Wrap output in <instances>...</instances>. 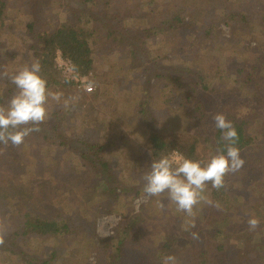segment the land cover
<instances>
[{"label":"trees","instance_id":"trees-1","mask_svg":"<svg viewBox=\"0 0 264 264\" xmlns=\"http://www.w3.org/2000/svg\"><path fill=\"white\" fill-rule=\"evenodd\" d=\"M89 1L95 4L102 3L104 8L109 9L110 7L112 9L110 11L107 9L102 11L98 7L97 12L94 10L97 15L94 12L89 14L85 9L84 11L83 9H77L75 14L67 13L63 20L53 23L48 22L45 17V12L50 2L48 0H0V21L4 22L3 24H5L6 10L10 2L17 3L18 8L20 7L24 14L28 16L25 22L24 34L26 40L24 43L28 47L27 50L31 49L33 51V59L29 61V64L36 60L40 62V75L46 79L48 89L51 92H61L64 98H72L79 95L72 88L71 82H61L60 75L54 68V58L57 51H60L65 58L70 60L73 69L80 76H84L89 75L91 72H96L93 53L98 50L97 47L101 46L99 44L100 41H105V44L109 46L106 49L112 52L120 50L116 49L117 46H125L121 52H117L115 66L123 67L127 60V64L133 70L135 68L141 69V71L137 69L138 74L133 71L134 75L130 78L134 81H138L142 77V73L147 72L144 73L143 80L140 79L139 85L142 84V88L146 84H151V78L157 77L164 78L162 81H166L165 84H167L169 79L166 77L170 76L171 88L175 86L182 87L181 91L174 94L175 101L177 100V103H179V101L183 100L189 102L191 106L193 102V114L199 120V125L195 132L178 133L166 132L167 129H163V127L156 130L152 122H148V119H146L149 127L146 129L147 133L144 136L143 146L147 155L146 165L144 164L147 172L150 171V165L153 160H158L162 155L169 156L172 150L178 151L183 157L207 162L204 144H202L201 140H206L204 143L208 142L206 144L210 145L216 154L224 151L226 144L222 139L223 134L221 130L215 127L213 116L217 114L216 107L225 105V102L231 101L233 98L237 99V105H239L234 107L237 114L244 104L255 112V117L248 120L242 117L238 119L236 115H233L234 113L222 112L227 120L233 123L238 133V140L235 146L242 149L250 145L251 138L246 133V126L250 123L264 126V119L260 117L262 111L257 107L262 100L264 101V4L260 6V18L258 20V25L261 28L259 31H255L253 29L255 25L252 27L251 18L247 17V14L241 11L235 12L232 9L226 10L227 0H222L223 5H225L224 11L221 12L222 9H219L218 15L215 14L217 18L211 19L216 20V23L210 26L205 25V16H208L211 7L208 3H199V7H193V11L189 17L186 16L184 18L179 13H176L159 24L149 23L147 25L142 21H139L137 24L129 23L131 14H134L137 8L136 5L139 6V3L136 1L126 0L130 4L126 7H120L121 5H119L118 9H114L111 5L112 0ZM140 14H144L143 11ZM85 16H87V19L83 20ZM221 21L229 26L232 35L238 34V39L239 35L242 37L245 34V37H242L235 43L242 44L247 39H254L257 47L259 45L262 46L258 54L252 57L248 56V61L244 58L245 61L249 62V65H246L247 68L243 64L235 63L236 58L234 59L231 56L226 58L225 63H222L223 65H220V62H218L219 56L224 55L228 49L232 50L229 48L231 45L228 44L230 41L227 38L222 37L220 39L221 34L218 24ZM126 23H128V26ZM118 31L121 34L118 35ZM258 32L260 33L259 35ZM169 33L174 42L163 41V45L159 46L158 53L165 51L173 52L174 56L176 55L175 58H177L178 65L174 66L172 70L170 69V75L158 72L154 73V70L161 65L159 62L160 56L151 55L148 46L145 45V41L157 34L164 35L163 38L169 40L171 38ZM99 35H101L100 39ZM210 41L211 46L209 45ZM214 41L218 42L219 45L215 46ZM212 42L214 43L213 45ZM204 46L207 47L206 50ZM199 50L207 51L208 53H203L199 56L195 55ZM211 55H215L214 57H216L217 61L214 60L212 62L218 63V65L212 67L214 63L211 62L207 65V63L202 62L203 58ZM219 67L220 72L217 75L221 76L220 86L217 85L215 87V85H211V87H208L204 85V76H208L212 68L216 73V69ZM103 77L96 73L94 81L97 84V92L103 90L104 87H101L103 82H108L106 80L103 81ZM229 82L232 85L229 86ZM248 87L250 89L253 87L254 91L244 94L246 89L249 90ZM204 91H207V99H203L205 96ZM237 93L239 94L235 98ZM12 94V88L8 86L4 87L0 91V105L7 102L12 97ZM209 94L213 95H210V97L216 101L214 102L215 105H211V107L208 106ZM144 104L143 102L142 112L145 116L148 113L145 112ZM185 106H187L186 103ZM56 108L49 112L50 118L40 125L41 131L32 133L26 137L24 143H27L26 141L28 140H35V137L42 139V142L54 140L63 149L78 153L80 157L88 162V167L75 170L76 173L74 170L71 173L52 170V174L51 171H45L42 178L37 177L35 179L33 174H27V176L21 169L22 165L27 166L26 161L24 162L21 156V152L19 153L21 145L13 147L9 144L5 148L3 144H0V235L4 236V243L0 245V251L8 250L11 253H18V256L22 257L28 264H49L54 254L51 252L48 256L42 257V254L34 251V249H32L31 253H26L24 241L38 240L42 244V240L48 239L47 237L58 239L60 236L73 232H76V234L82 232V225L84 223L76 218V214L79 211L76 208L77 206L74 205V201L71 204V200L67 198L69 203L61 205L62 209H58L56 205H53V202L55 203L54 195L59 184H66V181L71 179L72 181L70 182L84 185L85 190L91 193L94 188L100 187L98 190L102 194L106 197L109 194L114 200H118L117 198L121 195L126 196L129 193L140 194L144 187L143 182L132 184L130 181L120 178L115 170L113 171L112 163L102 153L107 146L105 142L92 140L88 136L68 134L59 122L63 120L61 118L65 115V111L71 115L72 110H59ZM227 109L233 110L232 108ZM207 130L209 137L201 139L199 133L205 134ZM261 132L264 134V130L261 129ZM73 141H78L82 144L81 146L70 145ZM250 148H253V146ZM247 162L248 164H246V168L244 167L245 169L241 168L238 172L232 174V181L235 182L237 179L244 181L246 178L253 177L252 181L255 182L257 176L254 177L249 174L252 171L256 173L264 171V153L260 156H256L253 153L252 158L249 156ZM57 163L59 167L60 164L59 162ZM1 164L3 165L2 168ZM11 164H15L20 168L22 173L13 171ZM58 167L54 166V169L57 170ZM105 169L112 173L110 181L102 177V171ZM226 177L223 188L219 190L214 188L215 193L217 192L220 195V199L217 202L223 201L224 204L219 209V212L213 207H203L201 209L200 215L203 218L208 216L214 227L210 226L208 236L210 243L205 246L203 255L198 257L199 259L197 260H192L190 264H255L261 262L264 264V260H261V258H264L261 255V250L264 248V231L260 232V229L264 230L262 228L264 227V205L257 203L256 206L244 208L243 210L248 215V219L245 218L238 222L232 220L228 209L231 207V200L238 196V192L237 190H231L232 193L228 191L229 184H227ZM255 183L258 182L256 181ZM91 186L94 187L89 190ZM58 200H61V198L59 197ZM29 201L30 203L27 204ZM95 208V215L104 212L100 211L101 206L99 204ZM42 209L46 212L45 216H42ZM139 212H142V208H140ZM139 212H136L135 215L133 214V217L135 216L134 221L129 217V212L125 211V213L121 214L119 224L123 225L121 230L123 237L118 239L115 246L113 243H110L111 249L107 250L109 252L108 264H165V257L168 255H173L176 258V264H186L187 260L180 258V256L182 254H184L183 258H185V255L187 256L191 250L190 242L186 245H179L177 241L181 238L176 235L171 239L166 237L167 240L161 244L162 251L159 254L146 250L143 253L135 251L134 248H129L138 239V237L133 238L132 226L133 228L137 227L134 230L135 234L138 235L136 232L138 231L139 236H141L143 232L140 223L146 220L145 217L139 216L144 215L143 212ZM83 218L86 224L89 223L86 217ZM251 218L259 220V227L255 230H249L247 222ZM213 219L214 221H212ZM76 224H78L77 227ZM186 233L188 231H182V234ZM256 235L257 241L255 240ZM183 240L185 242L186 238ZM8 243L11 247L7 246ZM108 247L109 244L101 246L103 249ZM7 258L10 260V256L4 257V259ZM106 261H103V264H106ZM93 264H99V262L96 261Z\"/></svg>","mask_w":264,"mask_h":264},{"label":"rangeland","instance_id":"rangeland-1","mask_svg":"<svg viewBox=\"0 0 264 264\" xmlns=\"http://www.w3.org/2000/svg\"><path fill=\"white\" fill-rule=\"evenodd\" d=\"M48 1L50 2L45 12V17L48 22L53 23L63 20L67 13L75 14L77 9H83V11L85 9L89 14L94 12V10L97 12L98 7H100L102 11L104 9H107L108 11L112 9L110 7L109 9L104 8L102 3L95 4L89 0ZM132 1L138 2L139 6L136 5L137 8L135 9L134 14H131L130 16V24H137L139 21H142L147 25H149V23L156 25L171 18L176 13H179V15L184 18L186 16L189 17L191 16L193 7H199V3H208L211 7L208 16H205V25L210 26L216 23V20L211 19L217 18L216 15H218L219 9H222V12L225 7L222 0H215L212 2L211 0ZM227 1V11L232 9L235 12L241 11L247 14V17L251 18L252 27L255 25L253 29L255 31H259L261 28L260 25H258V20L260 18V6L264 4V0ZM129 4L130 2H126V0L111 1V5L114 9H118L119 5H121L120 7H126ZM141 11H143L144 14H140ZM94 14L97 15L95 12ZM6 15V19L4 20L5 24L0 21V91L4 87L8 86L12 88L13 96L17 92V89L15 85L11 83L10 79L6 78L4 74L6 73L10 76L23 66L31 65L29 64V61H32L33 59V51L31 49L27 50L28 47L24 43L26 40L24 34L25 22L27 21L28 16L24 14L20 7L18 8L17 3L11 2L7 6ZM83 18V20H86L87 16ZM219 23L218 29H220L221 34L220 39L222 37L227 38L230 41L228 44L231 45L229 48L232 50L228 49L224 55L222 54L219 56L218 62H220V65H223L222 63H225L226 58L231 56L232 58L234 57V59L236 58L235 63L237 62V64H243V66L247 68L249 65V62H247L248 56L252 57L253 55L258 54L261 51L262 46L259 45L257 47L254 39H247L246 41H243L242 44L235 43L237 40L239 41L242 37H245V34H243L242 37L239 35L238 39V34L235 33L232 35L229 26L224 24L222 21ZM244 23L243 25H245ZM126 24L128 26V23ZM117 34L119 35L121 32L118 31ZM259 34L260 33L258 32V35ZM169 36L171 38L166 40L163 38L164 35L162 36L157 34L145 41V45L148 46L151 55L160 56L159 62L161 65L154 70V73L158 72L163 73L164 75H170L169 71H171L174 66L178 65L177 58H175L176 55L174 56L173 52L165 51L158 53L159 46L163 45V41L170 43L174 42L170 33ZM100 38L101 35H99V39ZM231 42L235 44H232ZM214 43L215 46L219 45L216 41H214ZM214 43L212 42V45ZM99 44L101 46L97 47L98 50L93 53L96 72L80 76L81 79L78 82L69 77L66 78L63 76L62 70L59 68L58 64L59 62L61 63V59L58 58V55L62 54H55L54 68L59 73L61 82H71L72 88H74L75 92L79 95L72 98H64L62 96L59 102L49 98L47 107L49 112L53 111L56 107H58L56 109L59 110H72L71 115L67 114V111H65V115L61 118L63 120L60 119L61 121L59 123L64 130L68 134L70 133L74 136H88L92 140L95 139V141L98 142H105L107 146L102 153L104 157L112 163L113 171L115 170L120 178L125 179V181H130L132 184H137L138 182L144 183L142 177L147 173L145 168L147 155L145 154L143 142L144 136L147 133L146 129L149 127V123H147L146 119H148V122H152L156 130L163 127V129H167L166 132L193 133L199 125V120L193 114L194 112L192 107L194 106V103L190 100L192 102L191 106L189 102L183 100L179 101V103H177V100L175 101L174 94L181 91L182 87L180 88L175 86L171 88L169 81L170 76L166 77L169 79L167 84H165L166 81H162L164 78L162 79L161 77H157L151 78V84H146L145 87L142 88V84L139 85L140 79L143 80L144 73L147 72H143V75L141 74L142 77L138 81H134L130 78L134 75L133 71L138 74V71H141V69L137 68V71L135 68V70H133V68H130L127 64V60L125 61L123 67L115 66L117 60L116 54L117 52H121L125 46H117L116 49L120 50H114L112 52L106 49L109 48V46L105 44V41H100ZM210 44L211 41L209 45ZM233 47H235V49H233ZM204 48L206 50L207 47L204 46ZM203 53L207 54L208 52L199 50L195 53V55L199 56ZM214 56L215 55L206 56L203 58L202 62L209 65L208 63L216 60V57ZM61 57L65 58L63 55ZM244 58L247 59V61H245ZM215 65H218V63L212 64V67ZM220 67L216 69V73L212 68L209 75L204 76V85L208 87H211V85H215V87L217 85L220 86L219 83H221V76L217 75V73L220 72ZM96 73L98 75H102V77L104 76L103 81H108L107 83L103 82L101 87L104 88L99 92H97V84L94 81ZM83 84L91 85L93 90L88 91L82 86ZM230 85H232V83L229 82V86ZM251 89H246L244 94L254 91L253 87H251ZM204 92L205 96L203 99H207V91ZM238 94L239 93L235 95V98ZM210 95L211 94H209V107H211V105H215L214 102H216L215 99L210 97ZM65 100H69L68 107L64 106ZM236 100L237 99L233 98L231 101L225 102V105L216 107V112L222 113L226 111L232 114L234 113L233 115H236L238 119H241V117L246 120L249 118L253 119V117H255V112L250 110L246 104L240 108L237 114V111L234 108L238 103ZM7 102L3 105L7 104ZM143 102L145 103V112L148 113L145 116L142 112ZM185 103L187 106H185ZM257 107L262 111L260 115L261 119H264V101L262 100ZM227 108L234 109L231 111V109ZM261 129L264 130V126L262 127L256 123H250L246 126V133L250 135L251 143L250 145L240 149L241 156L245 161L242 169L247 167L246 164H248V158L249 156L252 158L253 153L256 156H260L264 153V134H262ZM199 134L201 139H203V137H209L208 130L205 131V134ZM204 141L206 140H201L202 144H204V153L206 158L209 160L212 156L216 155V153L210 145L206 144L208 142L204 143ZM26 142L27 143H23L19 149V153L21 152V156L27 164V166L22 165L21 169L26 175L33 174L35 179H37V177L42 178L43 172L45 171H51V174L52 170L56 172L67 171L71 173L73 170L75 172V170L81 169L82 167H88V162L84 158L80 157L78 153L68 151L65 148L63 149L61 146H58L56 144L57 142H54V140L42 142V139L35 137V140L32 139ZM81 144V142L73 141L70 145L81 146ZM252 146L253 148H250ZM173 151L176 150H172L171 152ZM57 162L60 164L59 167ZM11 165L13 171L22 173L21 169L15 164ZM54 166H57L58 169L55 170ZM2 167L3 165L1 164V168ZM102 172V177H104L103 179L110 181L112 173L106 169ZM262 173H264V171L261 173L252 171L249 174L254 177L257 176L256 181L258 183H255L256 181H252L253 177H249V179L246 178L244 181L237 179L234 182L232 181L233 173L227 175L226 181L227 184H229L228 191L232 193L231 190H237L238 192V196L231 200V207L228 209L232 220L238 222L245 218L248 219L249 217L243 210L244 208L253 207L254 205L256 206L257 203H259V205H264V174ZM70 181L72 180H67L66 184H59L58 189H56V194L54 195L55 203L53 202V205H56L58 209H62L60 207L61 205L69 203L67 198L71 200V204L74 201V205L77 206L76 208L79 211L76 214V218L80 219V222L84 223L82 225V232H79V234L73 232L60 236L58 239L54 237H47L48 239L42 240V244L38 240L28 242L24 241L23 243L26 253H31L32 249H34V251L41 253L42 257H46L52 252L54 255L50 259L49 264H93L96 261H98L99 264H103V261L105 260H107L106 264H108L109 252L107 250L111 249L110 243H113L115 246L118 239L123 237V233L121 232L123 225L119 224L121 214L125 213V211H127V213L129 212V217H131L132 221H134L135 216L133 217V214L135 215L136 212H139L140 208H142L144 215L139 216L145 217L146 220L145 222L143 220V222L140 223V227L143 232L141 236H139L138 231H136L138 235L135 234L134 230H136L137 227L133 228L132 226L133 238L138 237V239L137 242L133 243L129 248H134L135 251L138 252L145 253L146 250L159 254L162 251L161 244L163 241L167 240L166 237L171 239L174 238V235H176L181 238L177 241V244L186 245L190 242L191 250L188 252L187 256L185 255V258H183L184 254L180 256V258L187 260L186 264H190L192 260H197L199 259L198 257L203 255L205 246L210 243V241H208L210 226L214 227L208 216L203 218L200 215L201 209L203 207H213L217 210V212H219V209L222 205H224L223 201L220 203L217 202V200L220 199V195L217 192L215 193V190L210 183L206 186L204 195L212 201V204L210 205L201 202L194 207L193 214L188 215L185 212L178 210L176 204L168 199L166 193L158 197H149L146 196L144 191H142L140 194L129 193L126 196L121 195L117 198L118 200H114V198L109 194L107 197L102 194V192L98 190L100 187L96 186L97 188H94L91 193L88 190H85L83 187L84 185L76 184ZM93 187L94 186H91L89 190ZM59 197L61 200H58ZM29 203L30 201L27 204ZM98 204L101 206L100 211L104 212L95 215V207L98 206ZM45 214L46 212L42 209V216H45ZM82 217H86L88 219L87 222L90 224H86V222L83 221L85 219H82ZM212 221H214V219ZM78 224H76V227ZM262 228L264 229V227ZM184 230L188 231V233L182 234V231ZM261 231L264 230L260 229V232ZM193 232L198 234L199 239H193ZM184 238H186L185 242L183 240ZM255 240H258L257 235ZM104 244H109V247L104 249L101 248ZM7 246L11 247L9 243ZM261 253V255L264 256V248L261 250ZM6 256H10V260L9 258L4 259ZM261 260H264V258H261ZM0 264L28 263L22 257L18 256V253H11L7 250L0 251ZM255 264H262V262Z\"/></svg>","mask_w":264,"mask_h":264},{"label":"clouds","instance_id":"clouds-1","mask_svg":"<svg viewBox=\"0 0 264 264\" xmlns=\"http://www.w3.org/2000/svg\"><path fill=\"white\" fill-rule=\"evenodd\" d=\"M40 73L41 64L36 60L10 76L4 74L17 89L7 104L0 105V144L5 148L9 144L18 147L26 137L41 131L40 125L50 118L47 107L49 98L59 102L63 96L62 93L51 92ZM64 106H69V100L64 101ZM213 121L223 134L225 150L218 152L207 162L179 155L175 158L162 155L158 160H153L150 171L142 177L146 196L158 197L167 193L168 199L176 204L178 210L188 215H192L194 207L201 202L212 204L204 195L206 186L210 183L217 190L223 188L225 177L238 172L245 163L240 149L235 146L238 133L233 123L223 113L215 114ZM247 223L249 230L259 227V220L256 218L249 219ZM192 237L199 239L195 232ZM3 243L4 236L0 235V245ZM165 264H176V258L168 255L165 257Z\"/></svg>","mask_w":264,"mask_h":264},{"label":"built area","instance_id":"built-area-1","mask_svg":"<svg viewBox=\"0 0 264 264\" xmlns=\"http://www.w3.org/2000/svg\"><path fill=\"white\" fill-rule=\"evenodd\" d=\"M59 54H61L60 52H57ZM59 59H61V63L59 62V68H61L62 70V73H63V76L66 77V78H71L73 80H75L76 82H78L81 78H80V75L73 69V66L70 62L69 59H65L63 57H61L62 55H58ZM85 89H87L88 91H92L93 90V87L91 85H87V84H83L82 85ZM182 156L181 154H179L178 152L176 151H173L170 153V157H173L175 158L176 156Z\"/></svg>","mask_w":264,"mask_h":264}]
</instances>
